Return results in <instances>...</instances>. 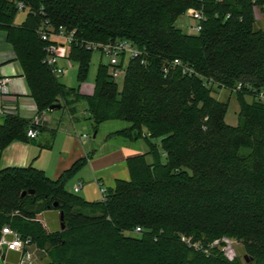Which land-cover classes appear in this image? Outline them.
Returning a JSON list of instances; mask_svg holds the SVG:
<instances>
[{
    "label": "trees",
    "instance_id": "trees-1",
    "mask_svg": "<svg viewBox=\"0 0 264 264\" xmlns=\"http://www.w3.org/2000/svg\"><path fill=\"white\" fill-rule=\"evenodd\" d=\"M18 3L28 11L21 25L15 24ZM191 8L206 16L197 35L176 25ZM258 8L264 14V0H0V30L38 112L60 104L73 114L83 101L95 133L102 124L126 122L109 137L131 145L144 140L149 148L127 159L129 180H117L98 202L66 189L87 157L57 180L33 166L1 170L0 239L10 227L51 264H264V101L258 98L264 27L257 26ZM45 23L76 31L69 59L79 64L80 82L89 70L90 44L128 40L141 54L128 61L121 87L101 63L94 94L84 96L45 64L52 43L41 38ZM175 61L193 72L184 73ZM215 87L236 95L237 126L226 122L230 102L215 98ZM30 128L31 121L8 116L0 151L28 141ZM50 211L59 215L57 230L38 219ZM224 239L244 246L245 263L211 247Z\"/></svg>",
    "mask_w": 264,
    "mask_h": 264
},
{
    "label": "crops",
    "instance_id": "crops-1",
    "mask_svg": "<svg viewBox=\"0 0 264 264\" xmlns=\"http://www.w3.org/2000/svg\"><path fill=\"white\" fill-rule=\"evenodd\" d=\"M20 11H25L28 15L27 10ZM27 15L21 23H17L15 18V24L21 25ZM4 80H7V83L3 89L0 88V127L11 115H18L28 121L34 119L38 114V108L31 95L23 68L7 40L6 32L0 30V86ZM63 116L67 118L66 122L62 121ZM45 118V125L36 138H28V141H15L5 150L0 151V171L7 168L33 166L44 171L51 179L57 180L78 160L87 157L100 187L108 189L114 187L117 180H129L127 168L129 157L148 153L149 150L147 145L144 151L135 152L132 150L133 145L128 146L126 142L120 143L118 138H110L111 133L119 130L116 129L104 140L105 143L114 146L108 148L107 152L99 153L96 141L91 142L88 138L87 127L89 124L92 125V122L89 119L85 102L77 104L73 114L68 108L62 106L61 109L46 111ZM98 134L99 131L94 137L95 140ZM122 147L125 148L124 151ZM100 166L104 167L97 170ZM74 182V190L79 183H82L81 190H83L84 183L80 179ZM43 215H46L44 225L48 230L60 228L58 213L50 211ZM19 261L20 253L18 252H0V264H18Z\"/></svg>",
    "mask_w": 264,
    "mask_h": 264
},
{
    "label": "built area",
    "instance_id": "built-area-1",
    "mask_svg": "<svg viewBox=\"0 0 264 264\" xmlns=\"http://www.w3.org/2000/svg\"><path fill=\"white\" fill-rule=\"evenodd\" d=\"M203 2L204 0H198ZM222 1V0H216ZM18 8L23 10L26 8L24 3H18ZM189 18L192 19L193 24L189 26L191 32H188L190 35H197L202 31V24L206 20L205 13L203 9L191 8L186 13ZM40 35L43 41L52 42L46 48V58L44 60L45 64L52 70L56 76H60L66 73L67 69L60 66L61 59H69L70 56V47L76 40V31L67 30L64 27L59 29H53L48 23H45V26L40 29ZM88 48L97 51H100L102 54H105L109 57V67L110 74L115 81L123 80L126 75L127 63L130 59L138 57L141 52L140 50L133 45L132 42L128 40H118L114 42H109L107 44H90ZM175 65L182 67L184 73L193 71L189 70L188 67H183V64L179 61H175ZM167 72V70H166ZM7 83V80H4L1 83L0 88H4ZM237 91L241 90V87L235 89ZM258 98L264 100V91H261L258 94ZM46 118L45 112H38L34 119L31 120V128L28 130V137L34 139L38 136L39 130L38 127H43L45 125ZM86 137V136H85ZM82 183H79L75 188L74 192L78 193L82 188ZM105 188L101 187V193L103 199L106 196ZM137 233L141 232L140 228H137ZM182 241L188 244L189 246L200 250L198 243L193 244L190 239L183 237ZM235 240L224 239L222 241L214 242L211 247H217L222 252H225L227 256L231 259L235 258L229 256V253L232 250V246L235 243ZM33 249H37L28 239L21 238L16 232H14L10 227H4L2 230V237L0 239V252H18L20 253V261L18 264H33ZM32 250V251H31ZM205 253H209L208 249L204 250Z\"/></svg>",
    "mask_w": 264,
    "mask_h": 264
},
{
    "label": "rangeland",
    "instance_id": "rangeland-1",
    "mask_svg": "<svg viewBox=\"0 0 264 264\" xmlns=\"http://www.w3.org/2000/svg\"><path fill=\"white\" fill-rule=\"evenodd\" d=\"M255 13H256L257 20H258V25H257L258 28L264 27V14L259 10V8L256 9ZM26 15H27V12L19 11L16 16L17 23L19 22L21 23L23 19H25ZM191 24H193V21L191 18H189L187 14L182 16L176 23L177 27H179L180 29H182L183 31L187 33L191 32L189 29V26ZM101 63L108 64L109 57H107L105 54H102L100 51L94 50L92 57H91L89 70L86 75V78L83 82H80L79 77H78L79 75L78 62L73 59H61L60 66L65 67L67 71L65 74L58 76L59 80L61 83H63L69 88L78 89L80 93L84 96H92L95 92L97 72H98L99 65ZM118 84L121 87L123 85V80H119ZM214 97L223 102L225 101L230 102V107H229V111L226 117V122L231 126H237L238 125V113H239L240 107H239V103L237 101L236 95L226 89L215 87ZM248 99L251 100L252 98H248ZM82 103H83L82 101L77 102V104H82ZM62 121L66 122L67 118L63 116ZM127 126L128 124L122 121L108 122V123L102 124L98 130L99 131L98 138L97 140H95L94 139L95 131L92 125L89 124L87 127V130L89 132L88 134L89 141L91 142L96 141L99 153H101L102 151H106L108 150V148H111L112 146H114L113 144L105 143L104 142V140L106 139L105 137H107L109 133L115 131L116 129H123ZM118 140L120 143L126 142L125 140H122V139H118ZM111 142H115V141H111ZM155 142L159 143L158 140H156ZM126 144H128V146H131V143H129L128 141L126 142ZM132 145H133L132 150H134L135 152L144 151L145 148L147 147V143L144 140L139 141L138 143L132 144ZM148 160L151 161V156H148ZM101 167H104V166L97 167V170H101L102 169ZM93 171L94 169L91 167L90 162H88L82 169H80V171L72 179L69 180L67 184V190L71 193H75L73 192L74 183H75L74 181H77L78 179H80L81 182L84 183V188L83 190H81L80 193L78 194L75 193V194L89 202L101 201L103 199V195L101 193L100 183L95 177V174ZM45 216L40 215L38 217L39 221H41L43 224H46L45 222L46 218H44ZM46 229L48 230V228ZM232 250L233 251L229 253V256L231 257L235 256L241 259L243 263H245L246 252H245L244 246L237 243L236 241L232 246ZM32 252H33L32 254L33 264H51V258L45 252H41L38 249H33Z\"/></svg>",
    "mask_w": 264,
    "mask_h": 264
},
{
    "label": "water",
    "instance_id": "water-1",
    "mask_svg": "<svg viewBox=\"0 0 264 264\" xmlns=\"http://www.w3.org/2000/svg\"><path fill=\"white\" fill-rule=\"evenodd\" d=\"M61 108H62V105H60V104H56V105L51 106L50 110L53 111V110L61 109ZM96 135H97V133H95L94 137H96ZM30 193L33 194L34 191H31ZM26 194H27V192H24L23 195H26ZM61 227L64 228V225H62ZM245 258L247 259V257H245Z\"/></svg>",
    "mask_w": 264,
    "mask_h": 264
}]
</instances>
